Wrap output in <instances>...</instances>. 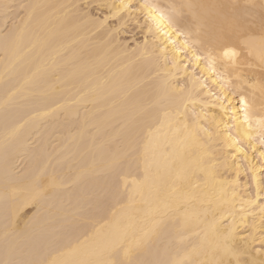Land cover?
Listing matches in <instances>:
<instances>
[{"label": "bare ground", "instance_id": "obj_1", "mask_svg": "<svg viewBox=\"0 0 264 264\" xmlns=\"http://www.w3.org/2000/svg\"><path fill=\"white\" fill-rule=\"evenodd\" d=\"M0 264H264V0H0Z\"/></svg>", "mask_w": 264, "mask_h": 264}, {"label": "snow or ice", "instance_id": "obj_2", "mask_svg": "<svg viewBox=\"0 0 264 264\" xmlns=\"http://www.w3.org/2000/svg\"><path fill=\"white\" fill-rule=\"evenodd\" d=\"M225 55L226 56H228V55H231V56H235L236 55V53L234 52V51H232V52H225Z\"/></svg>", "mask_w": 264, "mask_h": 264}]
</instances>
